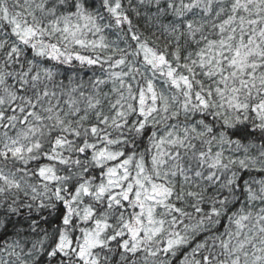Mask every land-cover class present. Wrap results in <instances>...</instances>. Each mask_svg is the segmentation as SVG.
<instances>
[{"label": "snow or ice", "instance_id": "6c2138e0", "mask_svg": "<svg viewBox=\"0 0 264 264\" xmlns=\"http://www.w3.org/2000/svg\"><path fill=\"white\" fill-rule=\"evenodd\" d=\"M0 264H264V0H0Z\"/></svg>", "mask_w": 264, "mask_h": 264}]
</instances>
